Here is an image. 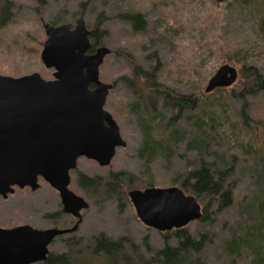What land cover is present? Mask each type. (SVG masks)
I'll return each instance as SVG.
<instances>
[{"label":"rangeland","instance_id":"374dc122","mask_svg":"<svg viewBox=\"0 0 264 264\" xmlns=\"http://www.w3.org/2000/svg\"><path fill=\"white\" fill-rule=\"evenodd\" d=\"M8 1L13 3L12 19L0 28L3 75L39 72L45 79L53 78L54 69L46 68L40 57L46 39L43 18L50 23L75 24L83 17L89 29L102 22V45L111 53L100 68V78L114 84L105 108L116 119L127 146L117 150L110 166L79 159L71 173L70 189L89 203L80 217L63 212L59 193L40 180L37 190L17 189L7 199L0 198V227L29 224L38 229H64L78 225L49 247L50 253L69 254L74 264L111 263L106 256L93 253L92 239L102 233L112 240L133 241L150 258L164 247L165 232L139 219L128 191L179 186V178L205 162L216 170L230 168L223 186L231 190L233 200L231 206L220 209L215 199L195 195L208 208L211 221L188 225L197 239L205 237L203 251L192 259L200 264H264V91L249 89L253 68L264 77V33L259 25L264 21V0ZM125 13L141 14L144 29L136 30L123 18ZM224 64L238 69L237 81L206 92L210 78ZM156 67L158 83L198 100L197 108L183 113L171 127L173 110L165 108L160 98L152 100L155 108L146 103L149 88L141 76ZM126 79L135 80V87H129ZM136 103L142 108H135ZM145 123L153 139L167 143L170 155L162 151L152 158L140 155ZM121 171L134 177L132 182L122 180L119 196L108 197L103 189L86 190L78 183L79 173L105 180ZM247 231L253 236L249 242L242 240ZM128 243L124 252L132 257ZM116 264L125 263L118 257Z\"/></svg>","mask_w":264,"mask_h":264},{"label":"water","instance_id":"95a60500","mask_svg":"<svg viewBox=\"0 0 264 264\" xmlns=\"http://www.w3.org/2000/svg\"><path fill=\"white\" fill-rule=\"evenodd\" d=\"M42 25L46 39L41 60L54 69V78L46 80L39 72L19 77L0 74V195L8 197L16 187L36 189L41 177L58 191L64 211L80 217L89 203L70 189L71 171L79 158L108 166L117 148L127 146L120 126L105 108L114 84L100 78L111 49L101 45L90 52L91 30L83 17L74 26L53 25L44 18ZM238 77L235 66L224 64L205 91L230 87ZM128 195L139 219L161 232L186 227L203 215L197 197L179 186L131 189ZM77 229L78 225L0 227V264L45 262L51 243Z\"/></svg>","mask_w":264,"mask_h":264},{"label":"trees","instance_id":"16d2710c","mask_svg":"<svg viewBox=\"0 0 264 264\" xmlns=\"http://www.w3.org/2000/svg\"><path fill=\"white\" fill-rule=\"evenodd\" d=\"M89 3L94 0H87ZM13 3L5 0L3 3H0V28L3 27L6 23L12 19V7ZM123 18L131 23H133L136 30L140 31L144 29V18L141 14H132L125 13ZM101 21L98 22V25L91 29V40L92 48L91 52H94L98 46L102 45V38L105 35L104 30H100ZM53 25H57L59 21L51 22ZM102 23V22H101ZM260 30L264 33V21L260 22ZM43 45V44H42ZM42 51V50H41ZM157 67L152 73L144 72V75L141 76L143 80H146L148 85V99L147 104L155 108V104L152 101L154 98H160L164 102L163 106L169 110H173V115L169 119V127L174 126V123L181 115L187 111H191L197 108L198 100L194 96L176 94L172 90L168 89L166 86L161 85L157 81ZM252 78V85L249 89L256 91H264V77L259 70L253 68L250 71ZM135 80L126 79L125 83L129 87L133 88ZM224 88H217L216 90H222ZM137 92H139L136 89ZM146 100V97H145ZM135 108H142L138 103L135 104ZM245 121L247 123V117L245 116ZM251 125L250 123H247ZM145 137L144 141L140 147V155L146 158H152L157 152L170 155V147L167 143L156 141L153 139L151 134V128L149 123L143 125ZM177 130V129H176ZM176 130L172 131L173 134L178 135ZM197 146V145H196ZM199 150L203 147L198 146ZM262 169L264 173V155L262 156ZM226 171H228L226 173ZM230 168L225 171L216 170L210 164L201 162L198 169L189 171L186 175L178 179L177 183L186 193L199 196H209L215 199L219 208H227L231 206L233 195L230 189L224 188V178L225 175H230ZM134 176L131 173L126 172H117L110 176L109 179H101V177H88L82 173L78 175V183L82 188L86 190H97L103 189L105 194L108 197L112 195L122 194V180L128 179L129 182H132ZM151 185V184H150ZM57 217V216H56ZM200 222L211 221V217L208 214V208H203V215ZM243 237L244 241L248 242L252 239L253 236L249 235L250 231ZM169 235L175 238L176 243L172 244L169 241ZM255 236V235H254ZM165 245L163 248L154 251V254L150 258H146L140 253L139 246L133 241H128L127 239L112 240L111 238L105 236L103 233L92 239L93 253L94 255L102 254L111 261L110 264H116L118 257H121V260L125 264H200L198 260L192 259L193 255L201 253L205 245V237L201 235L199 239L190 231L188 225L179 229H173L171 231L165 232ZM129 242V246L132 248V257L130 254L125 253V244ZM148 250H151L147 241L145 242ZM112 259V260H111ZM43 264H74L72 258L67 253H50L47 261Z\"/></svg>","mask_w":264,"mask_h":264},{"label":"flooded vegetation","instance_id":"af4514ba","mask_svg":"<svg viewBox=\"0 0 264 264\" xmlns=\"http://www.w3.org/2000/svg\"><path fill=\"white\" fill-rule=\"evenodd\" d=\"M52 24V23H51ZM73 26L75 25V24H72ZM89 28V27H88ZM45 30V29H44ZM91 30V29H90ZM46 34V33H45ZM90 39H91V35H90ZM45 41V40H44ZM44 41H43V43H44ZM91 43H92V40H91ZM42 48H43V46H42ZM91 52V51H90ZM40 57H41V55H40ZM26 75V74H25ZM54 78V77H53ZM52 78V79H53ZM46 80H50V79H46ZM91 88H93L94 87V85H91L90 86ZM114 87V86H113ZM111 92V91H110ZM110 94V93H109ZM109 96V95H108ZM108 98V97H107ZM106 103H107V101H106ZM114 117V116H113ZM115 119V118H114ZM116 120V119H115ZM126 147V146H125ZM119 148H124V147H119ZM119 148H117V150L119 149ZM116 153H117V151H116ZM116 155V154H115ZM115 157V156H114ZM81 158H87V157H81ZM80 159V158H79ZM87 159H89V158H87ZM90 160H93V159H90ZM113 160V159H112ZM79 161V160H78ZM93 161H95V160H93ZM96 162V161H95ZM99 165V164H98ZM111 165V164H110ZM110 165H108V166H110ZM77 167H78V165H77ZM102 167H106V166H102ZM77 169V168H76ZM76 169H74V170H76ZM73 171V170H72ZM72 171H71V173H72ZM40 180H43V181H45L44 179H42L41 177H40V179H39V187L38 188H36V189H33L32 187H30V186H26V187H24V188H18V187H16L15 188V192H16V190L17 189H20V190H22V189H27V188H29V189H31V190H37V189H39L40 187H41V184H40ZM45 183H47L50 187H51V189H53L54 191H57L55 188H53L47 181H45ZM71 183H72V176H71ZM71 185V184H70ZM14 192V193H15ZM58 192V191H57ZM14 193H10L9 195H8V197L10 196V195H13ZM60 196V195H59ZM8 197H3L2 195H0V198L1 199H7ZM62 203V202H61ZM63 205V204H62ZM63 212H65L64 211V209H63ZM66 213V212H65ZM66 214H70V215H73V214H71V213H66ZM56 217V214H53L51 217ZM24 225H26V224H24ZM27 225H29V224H27ZM2 228H5V227H2ZM8 228H12V227H8ZM35 228V227H34ZM68 234V233H67ZM65 235V234H64ZM62 236V235H61ZM60 237V236H59ZM58 238V237H57ZM54 242V241H53ZM52 242V243H53ZM51 243V244H52ZM42 263H44V262H42Z\"/></svg>","mask_w":264,"mask_h":264}]
</instances>
